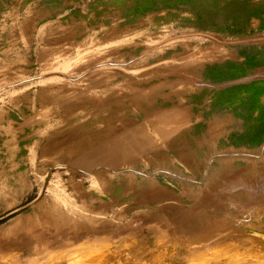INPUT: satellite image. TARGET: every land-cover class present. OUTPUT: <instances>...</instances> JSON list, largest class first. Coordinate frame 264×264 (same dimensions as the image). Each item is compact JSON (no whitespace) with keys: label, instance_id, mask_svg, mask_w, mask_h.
Segmentation results:
<instances>
[{"label":"rangeland","instance_id":"obj_1","mask_svg":"<svg viewBox=\"0 0 264 264\" xmlns=\"http://www.w3.org/2000/svg\"><path fill=\"white\" fill-rule=\"evenodd\" d=\"M258 205L264 0H0V264H264Z\"/></svg>","mask_w":264,"mask_h":264},{"label":"water","instance_id":"obj_2","mask_svg":"<svg viewBox=\"0 0 264 264\" xmlns=\"http://www.w3.org/2000/svg\"><path fill=\"white\" fill-rule=\"evenodd\" d=\"M244 212L250 214H263L264 215V205L258 206H246L241 208Z\"/></svg>","mask_w":264,"mask_h":264},{"label":"trees","instance_id":"obj_3","mask_svg":"<svg viewBox=\"0 0 264 264\" xmlns=\"http://www.w3.org/2000/svg\"><path fill=\"white\" fill-rule=\"evenodd\" d=\"M258 111V109H256Z\"/></svg>","mask_w":264,"mask_h":264}]
</instances>
